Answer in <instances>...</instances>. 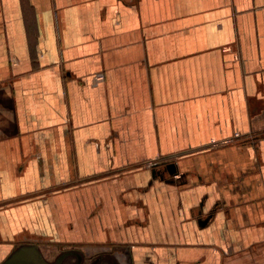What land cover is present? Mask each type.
Masks as SVG:
<instances>
[{
	"label": "crops",
	"instance_id": "1",
	"mask_svg": "<svg viewBox=\"0 0 264 264\" xmlns=\"http://www.w3.org/2000/svg\"><path fill=\"white\" fill-rule=\"evenodd\" d=\"M261 133L264 0H0V262L264 264Z\"/></svg>",
	"mask_w": 264,
	"mask_h": 264
},
{
	"label": "flooded vegetation",
	"instance_id": "2",
	"mask_svg": "<svg viewBox=\"0 0 264 264\" xmlns=\"http://www.w3.org/2000/svg\"><path fill=\"white\" fill-rule=\"evenodd\" d=\"M23 245H28V244L25 243V244H22L20 246H23ZM29 245H31V244H29ZM38 248H39L40 253L42 254L43 258L49 264H97L95 262L96 257H94V255L91 256L88 250H84V249H82L78 246H75V245L70 246V247L65 248V249H62V250L57 249V251H56L57 254L55 255V257L53 259L41 247L38 246ZM105 258H107L109 260L104 261ZM6 259H7V257L2 262H0V264H3ZM97 259L100 260V263H98V264H117V263H113L112 260L110 259V257H107L105 255H101ZM19 264H33V263L22 262Z\"/></svg>",
	"mask_w": 264,
	"mask_h": 264
},
{
	"label": "water",
	"instance_id": "3",
	"mask_svg": "<svg viewBox=\"0 0 264 264\" xmlns=\"http://www.w3.org/2000/svg\"><path fill=\"white\" fill-rule=\"evenodd\" d=\"M171 173L177 172V167L174 163L169 164ZM22 262H30L33 264H49L40 253L38 245H23L18 247L11 253L3 264H19Z\"/></svg>",
	"mask_w": 264,
	"mask_h": 264
},
{
	"label": "rangeland",
	"instance_id": "4",
	"mask_svg": "<svg viewBox=\"0 0 264 264\" xmlns=\"http://www.w3.org/2000/svg\"><path fill=\"white\" fill-rule=\"evenodd\" d=\"M259 137H264V133H261V135H259ZM169 165H167V171L164 172V173H159V174H154L153 177H157V176H160V178L162 180H167V178H173V179H177V178H180L181 177V174L179 173L178 171V168H177V172L176 173H171L169 167ZM35 240V239H34ZM36 241H41L39 239H36ZM35 242V241H34ZM24 244V243H23ZM20 245V244H19ZM41 248L47 252L49 254V256L53 259L55 257V255L57 254V249L58 250H62V249H65V248H68L70 246H73L72 244H57L56 242H49L48 245L47 244H42L40 245ZM104 255V254H103ZM2 261V260H1Z\"/></svg>",
	"mask_w": 264,
	"mask_h": 264
}]
</instances>
